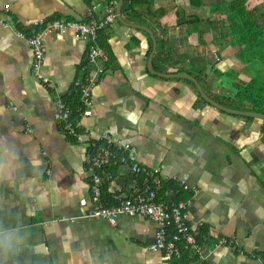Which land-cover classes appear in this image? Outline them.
I'll return each mask as SVG.
<instances>
[{
  "label": "crops",
  "instance_id": "1",
  "mask_svg": "<svg viewBox=\"0 0 264 264\" xmlns=\"http://www.w3.org/2000/svg\"><path fill=\"white\" fill-rule=\"evenodd\" d=\"M117 2L110 4L115 16ZM140 2L128 13L123 1L121 15L155 36V73L146 32L117 19L100 30L104 74L92 91L91 116L81 119L93 136L80 143L63 133L54 112L57 97L78 101L72 95L84 77L87 43L71 30L43 37L41 75L53 83L49 89L33 76L32 52L15 30L39 19L86 21L89 9L103 18L106 1L0 0V20L8 23L0 27V264H180L150 250L151 220L120 215L112 226L91 216L88 141L103 135L131 144L139 164L162 180L189 187L188 223L203 233L204 264H264V120L223 112L191 81L159 76L191 75L215 102L257 112L225 91L229 69L250 74L253 66L238 55L229 59L234 43L221 28L223 12L204 11L206 28L178 27L192 14L188 0ZM107 176L117 199L144 185L128 166ZM221 237L234 241L212 247Z\"/></svg>",
  "mask_w": 264,
  "mask_h": 264
},
{
  "label": "built area",
  "instance_id": "2",
  "mask_svg": "<svg viewBox=\"0 0 264 264\" xmlns=\"http://www.w3.org/2000/svg\"><path fill=\"white\" fill-rule=\"evenodd\" d=\"M5 8L7 9V6ZM105 10L106 14L103 18H96L92 14V10L89 9L86 21L39 19L23 30H15V35L23 40L32 52L33 76L49 89H54L53 83L41 75L44 60L43 37L63 34L67 30H71L75 38L87 43L84 77L78 83L82 105L78 108L79 117L72 116L71 106L66 98H56L54 112V119L61 125L63 133L75 138L80 143L83 142V136H93L90 129L83 127L81 119L91 116L92 91L104 74L101 63L106 61V55L98 42V32L112 24L116 19L111 5L107 4ZM7 26L6 21L0 20V27ZM98 142H102V144L97 146L96 143ZM89 147L91 151L88 152L87 165L89 170L93 172L91 180L93 209L91 216L103 219L112 226L116 224L120 215L147 218L155 223L154 240L150 246L151 251L161 252L166 258L181 261L180 245H184L189 247L190 259H192L190 264H204L207 255L206 246L204 243L199 244L197 242L198 230L196 232L192 230L188 223L189 199L173 204L168 199V194L164 198L159 197L162 184L167 180L161 179L158 170L140 165L136 159V150L131 144H116L108 135H103L97 139H90L88 141ZM108 163H111L112 166H128L131 173L137 178H142L144 182L140 191L119 199V203L115 206H107L102 202L100 188L103 184V177L96 172ZM181 186L184 190L191 192L188 186ZM81 204H85V201H81ZM233 241V239L221 237L214 241L212 247L231 245Z\"/></svg>",
  "mask_w": 264,
  "mask_h": 264
},
{
  "label": "flooded vegetation",
  "instance_id": "3",
  "mask_svg": "<svg viewBox=\"0 0 264 264\" xmlns=\"http://www.w3.org/2000/svg\"><path fill=\"white\" fill-rule=\"evenodd\" d=\"M225 7L228 9H225ZM187 8L189 9L188 12H192V14L188 17H192L194 19L203 18L202 14H204V11L207 10H210L213 13L223 12V14L227 15L221 28L232 37L230 40L231 43H234L233 46H228L230 47L232 53L229 59H232L235 55H238L240 59L244 57L243 59L247 61L246 65L253 66V71L249 70V74L247 71L248 68L246 67H244L243 70L242 68L241 70L229 69L228 73L230 74V77H227V80L229 79L227 82V86H229V88L225 91L229 97H235L242 101L245 105L251 106L245 100L249 91L251 92V95H264L263 0H259V3H256L254 6L251 4L249 6L247 0H244L242 3H239L238 0H225L222 4L218 5L209 4V0H201L200 6L195 7L188 3ZM199 9L202 11H198ZM251 72L252 74L254 72V75H251ZM260 88H262V91L259 90ZM252 100L254 99L252 98ZM262 108H264V105Z\"/></svg>",
  "mask_w": 264,
  "mask_h": 264
},
{
  "label": "trees",
  "instance_id": "4",
  "mask_svg": "<svg viewBox=\"0 0 264 264\" xmlns=\"http://www.w3.org/2000/svg\"><path fill=\"white\" fill-rule=\"evenodd\" d=\"M87 3H92L94 0H86ZM107 4H111V3H116V1L118 0H105ZM126 2L129 3V8H128V13L131 12L134 8L135 5L141 4V0H124ZM189 3L195 7L200 6V2L201 0H188ZM239 3H242L244 0H238ZM231 12V11H228ZM190 17H187L186 22L187 23H192L194 20H190ZM100 31V30H99ZM98 42H99V32H98ZM262 85V84H261ZM264 89V88H263ZM79 90V89H78ZM259 90L262 91V88H260ZM80 95L79 92H75L72 95V99H78L74 100V102H70L71 105V110H72V116L75 118H78V108L81 107V103L79 101ZM252 98L254 100H252ZM69 100V99H67ZM246 102H248L255 111L260 112L261 108L263 107V103H264V95L260 96L259 95H251V92L249 91L247 93V96L245 98ZM262 106V107H261ZM102 144V142H98L96 143L97 146H100ZM91 151V148H88V152ZM118 166H112L111 163H108V165L103 166L101 169L96 170L97 173H99V175L101 176H106V175H114L116 169ZM105 180V179H104ZM168 191H170L171 196L168 197V199L173 203V204H177L179 201H184L187 198L190 197V192L186 191L183 189V187L176 183L173 180H170L168 182H165L162 184L161 187V191L159 192V197L164 198V196L168 193ZM100 193H101V200L102 202L107 205V206H115L119 203V199H117V195L116 194H111L108 191V184L106 182V180L103 182L101 188H100ZM202 231V229H201ZM200 233V231H199ZM197 242L200 244L202 243L203 240V233L201 232V234L197 233ZM181 247V252H182V257H181V261L180 264H190L192 262V259H190V251H189V247L188 246H184V245H180Z\"/></svg>",
  "mask_w": 264,
  "mask_h": 264
},
{
  "label": "water",
  "instance_id": "5",
  "mask_svg": "<svg viewBox=\"0 0 264 264\" xmlns=\"http://www.w3.org/2000/svg\"><path fill=\"white\" fill-rule=\"evenodd\" d=\"M123 1L124 0H118L117 2V7H116V19L120 24H123L125 26H131L134 27L140 31H144L146 32L151 40H152V52L148 61V68L149 71L151 73H155L152 69V56L155 53L156 49H157V41L155 36L153 35V33L149 30V28L142 26V25H138V24H128L127 22H125L122 18V5H123ZM159 76L164 77V78H168V77H180V78H185L189 81H191L193 83V85L195 86L196 90L198 91L199 95L201 96V98L207 102L208 104L222 110L223 112L229 113V114H233V115H239V116H244V117H251V118H259L264 120V114L261 113H257V112H248V111H241V110H234V109H230L228 107H225L217 102H215L214 100H212L207 94L206 92L203 90L202 86L200 85V83L191 75L188 74H179V75H167V74H159ZM229 80V79H228Z\"/></svg>",
  "mask_w": 264,
  "mask_h": 264
},
{
  "label": "rangeland",
  "instance_id": "6",
  "mask_svg": "<svg viewBox=\"0 0 264 264\" xmlns=\"http://www.w3.org/2000/svg\"><path fill=\"white\" fill-rule=\"evenodd\" d=\"M262 2V1H261ZM263 2H264V0H263ZM249 6H250V3H249ZM224 9V8H223ZM225 9H228L227 7H225ZM190 20H194L192 23H190V24H192V26H196L197 28H202V26H205V28H206V23L203 21V20H201V19H194V18H192V17H190L189 18ZM186 20H187V16L186 17H184V18H182L181 19V21L179 22V26L178 27H188V25H190V24H188L187 22H186Z\"/></svg>",
  "mask_w": 264,
  "mask_h": 264
}]
</instances>
